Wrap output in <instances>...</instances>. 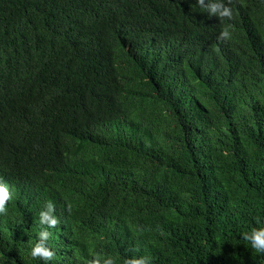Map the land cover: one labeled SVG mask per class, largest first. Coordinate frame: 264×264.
I'll return each mask as SVG.
<instances>
[{
    "label": "trees",
    "instance_id": "obj_1",
    "mask_svg": "<svg viewBox=\"0 0 264 264\" xmlns=\"http://www.w3.org/2000/svg\"><path fill=\"white\" fill-rule=\"evenodd\" d=\"M229 2L221 39L196 0H0V264H44L49 199V264H264V0Z\"/></svg>",
    "mask_w": 264,
    "mask_h": 264
},
{
    "label": "clouds",
    "instance_id": "obj_2",
    "mask_svg": "<svg viewBox=\"0 0 264 264\" xmlns=\"http://www.w3.org/2000/svg\"><path fill=\"white\" fill-rule=\"evenodd\" d=\"M201 11L207 12L209 16H217L222 22L221 39H229L232 35L233 25L230 21L234 18L235 12L230 2L225 0H196ZM228 21V22H226ZM13 199V194L6 183H0V213L8 212V203ZM69 211L72 205H68ZM255 224L248 230L241 232L244 241L250 244L257 254H264V216L256 215ZM62 223L60 216L56 214V204L53 200L46 201L44 207L39 212V224L41 228L37 233L38 239L30 246V256L42 260L44 264H49L56 257V251L52 246L54 233L51 229L56 228ZM95 242L88 240V252L91 258L80 256L78 258L85 261V264H118L119 255L107 254L103 250L96 251ZM151 257L148 255L125 257L122 264H150Z\"/></svg>",
    "mask_w": 264,
    "mask_h": 264
}]
</instances>
